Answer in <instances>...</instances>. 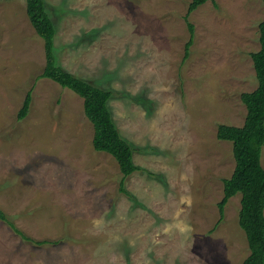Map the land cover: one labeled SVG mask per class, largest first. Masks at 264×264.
<instances>
[{"label":"rangeland","instance_id":"obj_1","mask_svg":"<svg viewBox=\"0 0 264 264\" xmlns=\"http://www.w3.org/2000/svg\"><path fill=\"white\" fill-rule=\"evenodd\" d=\"M45 0L57 63L115 94L109 105L138 149L120 191L117 160L93 144L83 98L41 77L45 42L27 0H0V264H244L241 193L218 204L235 168L220 124L242 126L258 84L261 0ZM28 115L18 119L32 89ZM264 166V147L262 150Z\"/></svg>","mask_w":264,"mask_h":264},{"label":"trees","instance_id":"obj_2","mask_svg":"<svg viewBox=\"0 0 264 264\" xmlns=\"http://www.w3.org/2000/svg\"><path fill=\"white\" fill-rule=\"evenodd\" d=\"M208 0H191L185 20L190 37L185 45L184 60L190 55V48L195 38L194 24L190 21L191 13ZM214 1V0H213ZM264 3V0H261ZM27 15L36 32L45 42L47 61L41 77L49 78L64 88H68L84 100L85 115L95 127L93 144L96 150L111 154L118 162L122 174L119 189L128 194L125 181L135 171H144L136 164L134 153L138 149L124 137L117 126L109 102L115 91L104 89L92 82L75 76L63 69L56 59L54 43L57 27L49 13L45 0H27ZM260 49L252 52L257 87L250 92H243L241 99L247 108V114L242 126L220 124L217 137L220 140L231 141L235 157V168L229 178L223 180L224 196L219 202L220 219L228 200L241 193V209L239 225L244 230L250 254L244 264H264V166L262 150L264 147V19L259 24ZM32 89L27 92L23 105L18 113V119L25 118L32 104ZM0 219L24 240L33 244H53L57 240H37L25 234L15 222L0 208Z\"/></svg>","mask_w":264,"mask_h":264}]
</instances>
